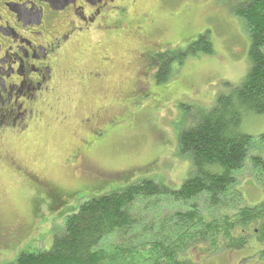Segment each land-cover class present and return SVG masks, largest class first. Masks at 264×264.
I'll use <instances>...</instances> for the list:
<instances>
[{
	"label": "rangeland",
	"instance_id": "374dc122",
	"mask_svg": "<svg viewBox=\"0 0 264 264\" xmlns=\"http://www.w3.org/2000/svg\"><path fill=\"white\" fill-rule=\"evenodd\" d=\"M251 1L139 0L131 4L125 20L147 10L163 25L158 35L166 44L162 53H182L204 34L213 43L211 55L174 60L164 82H157L153 77L156 66L143 56L146 38L130 31L134 28L141 33L144 21L131 25L127 32L85 38L65 52L55 90L41 107V121L26 135L9 132L3 141L9 157L0 159V264L15 260L26 249H49L66 215L87 199L122 191L143 180L181 189L192 171L191 156L181 152V131L195 126L220 94L232 93L248 76L251 40L247 22L237 11ZM104 55L113 60L111 65L105 64ZM100 61L109 72L104 80L95 81L86 73L99 68ZM138 88L146 90L134 96ZM123 98H127L124 103ZM106 104L112 118L123 115L98 132L97 138L82 119ZM121 104L126 111L115 112ZM239 129L255 137L263 134L264 114L245 112ZM90 135L91 148L83 151L85 158L79 160L83 165L79 167L72 155ZM254 152L264 157L263 146ZM253 174L249 165L236 173L245 206L264 199V187ZM52 189L63 196H52ZM196 202L205 208L202 199ZM159 203L165 212L188 208L181 204L168 209L167 198ZM15 227L20 228L19 234L10 238L8 233ZM115 240L111 236L104 245ZM254 252L248 247L205 257V251L196 249L189 263L258 264L255 259L264 258Z\"/></svg>",
	"mask_w": 264,
	"mask_h": 264
},
{
	"label": "trees",
	"instance_id": "16d2710c",
	"mask_svg": "<svg viewBox=\"0 0 264 264\" xmlns=\"http://www.w3.org/2000/svg\"><path fill=\"white\" fill-rule=\"evenodd\" d=\"M237 14L247 22L251 67L241 86L220 94L195 126L181 131V152L192 158L191 175L181 189L143 180L87 199L66 215L49 249H26L6 264H190L196 249L205 257L243 250L254 228L264 241V200L242 204L236 176L249 165L264 187V157L254 152L264 147V133L255 137L239 129L245 112L264 114V0L251 1ZM213 53L207 34L182 53H161L156 80L169 79L174 60ZM162 198L170 202L168 209L188 208L161 211ZM200 199L204 209L196 202ZM111 236L116 240L104 245Z\"/></svg>",
	"mask_w": 264,
	"mask_h": 264
},
{
	"label": "flooded vegetation",
	"instance_id": "af4514ba",
	"mask_svg": "<svg viewBox=\"0 0 264 264\" xmlns=\"http://www.w3.org/2000/svg\"><path fill=\"white\" fill-rule=\"evenodd\" d=\"M138 1L0 0V159L9 157L3 151V141L9 132L18 136L26 135L35 123L41 121V107L47 105L50 94L55 90L62 56L72 46L81 44L85 38L94 39L101 33L113 35L119 31L127 32L131 25L134 27L137 23L146 22L139 27L141 33L134 28L130 31L146 38L144 44L147 51L143 56L149 65L152 62L156 66L153 75L156 78L162 64L158 58L166 45L159 40L158 35L164 28L147 10L134 19L125 20L128 19L131 4L135 5ZM102 59L108 65L113 62L108 55L102 56ZM103 65L100 61L99 68L86 74L95 81L104 80L109 71ZM145 90L138 88L134 96ZM121 101L124 103L127 98ZM122 105L114 111L125 112L120 107ZM108 107L106 104L82 119L83 124L92 130L91 135L95 133L97 138L98 132L115 124L123 115L112 118ZM91 135L84 139L83 146L72 155L74 160L78 159L79 167L83 166L79 160L85 158L83 151L90 146L88 143ZM50 194L54 197L63 196L56 189H52ZM254 230L256 234L249 235V243L243 250L252 248L254 256L264 258V241L258 238V229ZM19 231L20 228L15 227L8 234L12 238ZM257 260L260 261L257 258L255 263L264 264V259L260 262Z\"/></svg>",
	"mask_w": 264,
	"mask_h": 264
}]
</instances>
